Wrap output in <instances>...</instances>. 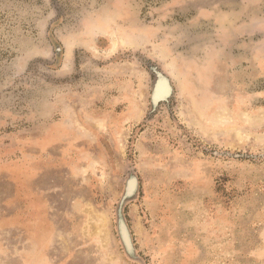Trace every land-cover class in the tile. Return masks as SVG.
I'll use <instances>...</instances> for the list:
<instances>
[{
    "label": "rangeland",
    "instance_id": "374dc122",
    "mask_svg": "<svg viewBox=\"0 0 264 264\" xmlns=\"http://www.w3.org/2000/svg\"><path fill=\"white\" fill-rule=\"evenodd\" d=\"M0 264H264V0H0Z\"/></svg>",
    "mask_w": 264,
    "mask_h": 264
},
{
    "label": "water",
    "instance_id": "95a60500",
    "mask_svg": "<svg viewBox=\"0 0 264 264\" xmlns=\"http://www.w3.org/2000/svg\"><path fill=\"white\" fill-rule=\"evenodd\" d=\"M151 71L155 74L156 76V81L154 82L153 88H152V94H151V103L153 105H156L157 102L165 99L169 95H165L162 91V85L166 88V90L169 91L170 84L169 80L162 76L154 67L151 68ZM165 95V96H164ZM137 180L134 176H130L129 179L126 182L125 188L123 195L119 201L118 207H117V228H118V234L121 240V243L124 247V250L126 254L134 260H137L135 256V251L133 248V244L131 241V237L129 234V230L125 224L123 214H122V207L124 203L130 199H132L136 192H137Z\"/></svg>",
    "mask_w": 264,
    "mask_h": 264
},
{
    "label": "bare ground",
    "instance_id": "6f19581e",
    "mask_svg": "<svg viewBox=\"0 0 264 264\" xmlns=\"http://www.w3.org/2000/svg\"><path fill=\"white\" fill-rule=\"evenodd\" d=\"M161 91L167 96V95H169V91L168 90H166V88L162 85V88H161ZM164 95V96H165Z\"/></svg>",
    "mask_w": 264,
    "mask_h": 264
}]
</instances>
